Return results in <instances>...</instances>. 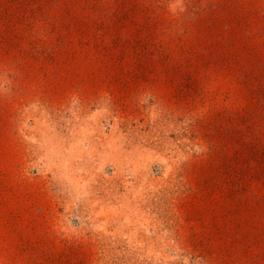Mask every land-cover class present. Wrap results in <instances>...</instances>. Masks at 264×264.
Returning a JSON list of instances; mask_svg holds the SVG:
<instances>
[{
    "label": "rangeland",
    "instance_id": "rangeland-1",
    "mask_svg": "<svg viewBox=\"0 0 264 264\" xmlns=\"http://www.w3.org/2000/svg\"><path fill=\"white\" fill-rule=\"evenodd\" d=\"M0 264H264V0H0Z\"/></svg>",
    "mask_w": 264,
    "mask_h": 264
}]
</instances>
